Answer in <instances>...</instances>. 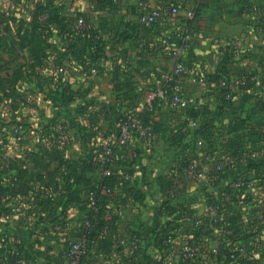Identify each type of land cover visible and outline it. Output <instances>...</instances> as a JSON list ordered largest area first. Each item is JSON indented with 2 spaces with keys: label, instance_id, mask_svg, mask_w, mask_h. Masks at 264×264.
Instances as JSON below:
<instances>
[{
  "label": "crops",
  "instance_id": "1",
  "mask_svg": "<svg viewBox=\"0 0 264 264\" xmlns=\"http://www.w3.org/2000/svg\"><path fill=\"white\" fill-rule=\"evenodd\" d=\"M102 1L0 0V25L11 30L0 41V165L7 168L18 160L23 169L20 184L29 189L21 195L32 203L29 221L33 222L28 227L34 228L36 222L32 244H36V253L42 252L41 257L36 256L38 264H63L67 240L82 234L87 212L78 204L84 192L73 193V187L101 182L104 174L91 168L90 158L116 140L119 120L133 108L144 111L157 137L149 145L132 142L118 153V163H128L132 179L117 195L122 211L115 232L124 242L122 246L101 242L83 264H131L126 248L141 230L156 226L166 231L174 219L180 226L187 217L200 215L206 199L204 185L209 184L205 178L195 183L188 168L204 177L207 168H212L205 161L208 153L213 162L227 155L217 143L212 145L219 141L213 135L220 132L218 128L201 129V121L191 118L187 110L170 112L156 98L165 85L164 76L176 62L166 49L156 52L151 48L159 38L171 34L173 26L145 28L138 22L156 0H119L114 13L105 12L102 23L95 24L103 41L99 54L85 44L75 52L68 51L59 36L52 47L36 42V24L45 25L37 15L39 6L62 7L66 15L73 16L87 13L93 2ZM177 1L182 9L181 27L189 12L195 14L184 92L199 104L213 101L217 106L219 102L212 96L213 86L219 85L221 55L216 41L237 38L248 46L255 37L256 16L242 14L239 0ZM51 28L57 31L56 25ZM57 67L64 71L58 73ZM151 103L155 108L146 112ZM172 133L185 135L179 138ZM194 146H199L200 154ZM12 174L13 170L0 176V186ZM46 186L47 196L43 197ZM127 186L139 191L137 198ZM19 201L16 196L10 201L0 196V234L27 232L23 228L30 210L21 208ZM8 211L11 221L5 222ZM27 242L18 241L16 249H24ZM203 242L196 264L205 262L209 250L218 251L211 241ZM10 255L9 246L0 241V263H9ZM145 259L152 258L139 254L133 258L135 264ZM209 264L217 262L210 260Z\"/></svg>",
  "mask_w": 264,
  "mask_h": 264
},
{
  "label": "built area",
  "instance_id": "2",
  "mask_svg": "<svg viewBox=\"0 0 264 264\" xmlns=\"http://www.w3.org/2000/svg\"><path fill=\"white\" fill-rule=\"evenodd\" d=\"M159 1L162 2L163 0ZM243 2L244 5H240L239 8L243 14L256 17L264 16V2L260 0H244ZM181 11V4L179 2L174 3L172 0H165L160 5L154 4L148 7L138 18L139 24L145 28L173 26L171 34L162 36L151 46L156 52L166 49L176 61L173 70L164 76V87L156 94L159 102L170 112L187 110L197 105L196 100L189 98L185 94L183 87V75L186 73L190 62L194 37L191 22L194 20L195 14L194 12H189L185 16L184 26L181 27L180 21L183 18ZM102 14V12L97 11L91 5L87 13L76 16L72 27L73 30L79 33L73 34L68 38L67 43H63L62 38H60L63 47H71L79 41L78 39L84 40L87 37L89 28L98 21ZM4 28L5 24H1L0 29L3 32ZM216 47L218 53L221 55L220 62L226 57L227 53L233 54L238 59L246 52L243 40L237 38L217 40ZM57 71L58 73H62L64 70L62 67H57ZM243 84L242 78H238L235 75H231L229 80L226 77L219 79V85L227 91V98L229 99L232 97L233 90L240 86L242 87ZM34 97L36 100L40 99L38 94L34 95ZM154 108L155 106L151 103L146 107L145 111H153ZM143 113L144 111L142 112L138 107H135L129 114L123 116L118 123L117 140L113 144H107L101 152L94 155L92 159L93 166L101 170L104 176L117 178V193L114 194L112 188L107 189L108 199L105 200V205L108 211L105 214L106 209H104V205L97 192L93 190L89 193L87 197L89 213L82 225V234L77 238H69L67 240L63 264H83L91 257L93 249L108 237L112 227L106 224L99 231L98 220L100 218L105 217L111 220L114 225L117 222L122 211L117 201L118 192H120L119 190L123 186L130 184L132 180L128 171V163H118V153L132 142L149 145L157 137L155 130L144 121ZM133 157V155L129 156L128 161L133 159ZM253 157H257V154H253ZM205 160L212 164V168H207L209 171L207 170L208 172L204 173V177L195 172L196 170L193 167L190 166L188 168L193 181H202L205 178L207 183L213 185L217 182V174L224 172L225 166L232 167L236 164L235 160L231 157L227 158L225 164L220 161L213 162L209 155L205 157ZM16 173L17 171H13V175ZM14 180H17L16 176ZM127 187L134 188L132 186ZM10 200V198H6V201ZM20 200L23 202V198L20 197ZM202 206L203 209L200 215L187 217L180 226L175 224L177 219H174L166 231L156 226L141 230L132 238L130 246L126 248V253L129 254L131 264H135L133 258H136L137 254L142 257L152 258L145 259L142 264H158L160 261L165 262V264H196L201 257L202 234L205 236H203L204 239L212 241L217 249L221 248V238L229 235L230 232L221 223L220 202L215 197L206 198ZM51 214H54V212H51ZM11 215L10 212H7L4 217L10 221ZM61 233L65 234V230H61ZM93 233L96 234L94 238H92ZM159 236H162L161 240H157ZM113 242L117 246H122L124 239L116 236ZM234 252H238L246 257L245 249L242 247H238ZM204 260L203 264L210 263L207 255Z\"/></svg>",
  "mask_w": 264,
  "mask_h": 264
},
{
  "label": "rangeland",
  "instance_id": "3",
  "mask_svg": "<svg viewBox=\"0 0 264 264\" xmlns=\"http://www.w3.org/2000/svg\"><path fill=\"white\" fill-rule=\"evenodd\" d=\"M255 21L254 40L248 46L245 44V54L236 60L235 69L230 72L242 78L244 84L233 90V97L228 98L226 106L221 103L213 106L218 108L224 105V114L214 121L213 127L220 132L213 134L219 137V141H214L212 145L217 143L225 149L226 157L233 158L236 164L225 166L224 172L217 174L215 184L208 183L210 187L204 185L206 198L219 200L221 223L230 232V236L222 237L221 241L245 249L243 264H264V16H257ZM200 143L197 142V145ZM194 147L197 155L200 154L199 146ZM253 154H257V157H253ZM226 157L219 161L225 164ZM79 189L84 192V198L78 207L88 214L87 197L93 188L77 185L73 187V193ZM20 197L23 198L21 194ZM27 200L23 198V202H18L21 208L30 210L27 212L28 222L24 223L23 228L27 232L0 234V241H4L11 251L10 261L5 264H38L36 256L41 257L42 252L36 253V244H32V241H36V229L33 230L36 222L34 228L28 227L33 222L29 221L33 210L32 203ZM4 221L8 220L4 217ZM21 240L29 242L24 249H16L17 242ZM40 264L49 263L43 261Z\"/></svg>",
  "mask_w": 264,
  "mask_h": 264
},
{
  "label": "trees",
  "instance_id": "4",
  "mask_svg": "<svg viewBox=\"0 0 264 264\" xmlns=\"http://www.w3.org/2000/svg\"><path fill=\"white\" fill-rule=\"evenodd\" d=\"M165 0H163L162 2H164ZM174 3H178L177 0H172ZM244 0H239L240 5H244ZM159 0L155 1L156 5H160L162 3ZM119 3V0H103L102 2H93L92 5L95 7V9L97 11L102 12V16L99 17L98 21L95 24H101L103 19H104V13L105 12H109V13H114L116 11L117 5ZM37 11V15L38 17H40L41 19V23H44L45 25H41V24H36V28H35V33H36V42L38 43H47L48 46L52 47L55 45L56 42V37L59 36L60 38H62L63 43H67V39L70 38L73 34L79 33L78 31L73 30V23L75 20L76 16L79 15H83V13L81 14H76L73 16H69L66 15L63 8L62 7H58V8H51L48 9V7L43 8V6H39ZM242 13V12H241ZM243 14V13H242ZM43 16H46L43 20ZM95 24H93L89 30H88V34L87 37L84 40L78 39L79 41L72 45L71 47H66L64 49L71 51V52H75L77 51L80 47H82V45H87V47H89L90 49H95L96 54H99L100 50L103 47V41L102 39L98 36V33L96 31V27ZM56 25L57 26V31L52 30V26ZM1 26V25H0ZM4 32L0 29V41L4 38V34L5 33H10L11 30L9 29V26H5L4 28ZM40 36V37H39ZM39 37V38H37ZM191 56V54H190ZM42 58H37L36 60H39ZM237 58L234 57L233 54L231 53H227L226 57L220 62L219 67H218V73H219V79L221 77H226L228 78V80L230 79L234 68H232L233 64L236 63ZM235 74V73H233ZM213 90L214 93L212 96H214V98L221 104H224L226 106L225 103H227L226 101L228 100L227 98V91L222 88L220 85L218 86H213ZM232 93V97H233ZM231 97V98H232ZM213 101L209 102V101H202L197 102V106H199L198 108H194L193 109H187V111L190 113L191 118L193 119H198L201 121V129H207L210 127H213L214 121L218 118H220L223 114L224 111L222 110V106L218 107V108H213ZM216 107V106H214ZM144 121L146 122V118L144 116ZM147 123V122H146ZM182 133V132H181ZM176 134L172 133L173 136L176 137H183V134ZM118 138V132H116V140ZM115 140V141H116ZM115 141L113 142H109L108 144H113ZM94 155L90 158V165L91 168H95L93 166L92 163V159H93ZM17 171V173L15 175L12 174L11 178H4L2 180V183L0 186V196L3 199L6 198H10L12 199L13 197H18L20 198V194L27 192V190L29 189V185L25 184V185H21L20 181L22 179V170L21 166H19V161L15 160L13 162H11L9 164V166L7 168H4L0 165V176H2L3 174L9 172V171ZM16 176L17 180H14V177ZM47 184H52V182L50 180L46 181ZM117 178L115 177H108V176H104V178L101 180V182L93 184L92 188L93 190H95V192H97L98 196H100L101 201L104 205V209H106V212L108 211L106 205H105V200L108 199V195H107V189L108 188H112L114 194H116L117 192ZM47 188L48 186H46L44 188V196H47ZM130 193L137 198V194L139 191L138 190H134V188H128ZM43 191V189H42ZM45 203V201H44ZM106 207V208H105ZM54 211V210H52ZM51 211V212H52ZM102 214V215H104ZM99 231H101V228H103L106 224L110 225L111 231L109 232L108 237L102 241L104 242V244L106 243H111L114 238L116 237V232H115V225L113 222H111V220H108L107 218H100L99 220ZM96 236L95 233L92 234V238H94ZM204 235H201V238L203 239V241H205ZM230 235H226L223 238H227ZM201 241V244L204 246L206 243ZM208 241V240H207ZM205 243V244H204ZM223 243V242H222ZM206 247V246H205ZM204 248V247H203ZM238 247L231 245V243L225 242L222 244L221 248L218 249L217 252H213L212 250H209L206 254L209 257V260L215 261L217 262V264L220 263V261H224L223 264H243V260H245L243 257V255L239 254L238 252H234ZM243 248V247H242ZM233 256V257H231Z\"/></svg>",
  "mask_w": 264,
  "mask_h": 264
}]
</instances>
